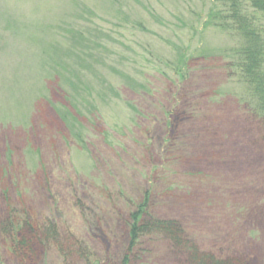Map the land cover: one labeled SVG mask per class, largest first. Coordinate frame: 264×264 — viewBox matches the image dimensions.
<instances>
[{
	"label": "rangeland",
	"instance_id": "374dc122",
	"mask_svg": "<svg viewBox=\"0 0 264 264\" xmlns=\"http://www.w3.org/2000/svg\"><path fill=\"white\" fill-rule=\"evenodd\" d=\"M222 11L213 0H0V264H21L9 219L55 226L33 264H121L145 201L143 220L178 221L189 242L145 235L132 264H193L196 252L264 264V119ZM242 13L264 40V14ZM78 29L98 55H84ZM84 68L93 94L74 96Z\"/></svg>",
	"mask_w": 264,
	"mask_h": 264
},
{
	"label": "trees",
	"instance_id": "16d2710c",
	"mask_svg": "<svg viewBox=\"0 0 264 264\" xmlns=\"http://www.w3.org/2000/svg\"><path fill=\"white\" fill-rule=\"evenodd\" d=\"M213 2L214 4L223 7V11L220 12L223 21L222 25L220 24L221 27H228L231 25V27L239 31V34L242 37L243 43L241 47L238 48L234 53V59L236 61L235 65L241 71L250 92L254 95L252 96V100L258 107L256 110L257 113L260 114V116L264 119V40L256 31V29H254L249 23L250 20L247 19V17L242 13L243 6L246 5L253 11L264 14V0H213ZM218 17L219 15H217V18ZM76 35L77 39L80 41V44L81 42L84 44V55L88 53V56H91V53H94L95 50L97 51H95L96 54H99V51L101 50L99 49L100 46H98L97 43H93L94 40L87 34L86 31L84 34L81 29H78ZM85 72L88 73L86 68L80 72L82 75L80 77L79 73H77V90L74 96H82L87 94L89 91L90 96L93 94L89 83V87H87L86 83L88 81L83 80L85 79ZM116 75L125 77L122 72L118 71H116ZM71 106L80 112L79 106H75L74 102L71 104ZM85 108L87 110L88 108L93 109L94 106L87 104ZM147 207L148 203L145 201L144 203L140 204L136 212L130 216V243L121 264H132V254L139 244L140 238L145 235H163L165 238L169 239V241L176 248H182L186 243L188 244L189 242L185 238L184 231L178 221L143 220V217L146 216ZM10 216L12 215L10 214ZM20 223H16L14 219H9V223L7 224V229L10 232L13 231V237L11 240L13 246L11 250L13 255L17 257L21 264H33L34 259L37 262V259L34 255L35 253L38 254V246L40 245L45 249L46 241H54L57 239L58 236L56 228L53 224L47 223L46 229L44 231V229L37 228L28 221H23L21 224ZM74 245L77 246L78 242L74 241L73 246ZM77 249L80 251L82 250V247L79 245ZM191 260L193 264H213L214 262L212 261H215L214 264H225L224 262H218L211 256L203 255L200 257L198 256L197 252L191 255Z\"/></svg>",
	"mask_w": 264,
	"mask_h": 264
}]
</instances>
